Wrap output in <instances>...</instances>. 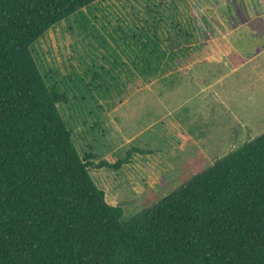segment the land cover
<instances>
[{
    "label": "rangeland",
    "instance_id": "1",
    "mask_svg": "<svg viewBox=\"0 0 264 264\" xmlns=\"http://www.w3.org/2000/svg\"><path fill=\"white\" fill-rule=\"evenodd\" d=\"M152 32L165 52L153 72L140 45ZM33 53L68 97L59 110L81 156L126 160L90 170L124 219L264 134V0H100Z\"/></svg>",
    "mask_w": 264,
    "mask_h": 264
},
{
    "label": "trees",
    "instance_id": "2",
    "mask_svg": "<svg viewBox=\"0 0 264 264\" xmlns=\"http://www.w3.org/2000/svg\"><path fill=\"white\" fill-rule=\"evenodd\" d=\"M98 1L0 0V264H264V134L130 219L107 203L90 170L126 160L81 156L33 53Z\"/></svg>",
    "mask_w": 264,
    "mask_h": 264
},
{
    "label": "crops",
    "instance_id": "3",
    "mask_svg": "<svg viewBox=\"0 0 264 264\" xmlns=\"http://www.w3.org/2000/svg\"><path fill=\"white\" fill-rule=\"evenodd\" d=\"M249 21H247V22H243L241 25H240V28L242 27V26H246V25H248L249 23H248ZM238 28L236 27L235 28V30H237ZM254 59H252V60H250V62L251 61H253ZM191 62L192 60L191 59H188V62ZM197 61H192L191 63H188V65H190V64H192L190 67H192L193 66V63L195 64ZM245 65V63L243 62V64H242V66H244ZM191 70V69H190ZM147 86V88H148V85H146ZM145 92V90L144 89H142L141 90V92H139V93H137V94H139V95H143L142 93H144ZM142 97V96H141ZM143 98H145V97H143ZM142 100H146V98L145 99H142ZM180 136H182L183 138H185L186 140H187V138H186V136L185 135H183V134H180Z\"/></svg>",
    "mask_w": 264,
    "mask_h": 264
}]
</instances>
